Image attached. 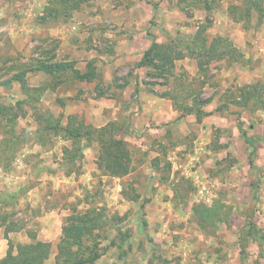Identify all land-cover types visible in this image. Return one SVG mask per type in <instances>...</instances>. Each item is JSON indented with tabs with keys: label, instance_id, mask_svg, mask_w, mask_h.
Returning <instances> with one entry per match:
<instances>
[{
	"label": "rangeland",
	"instance_id": "rangeland-1",
	"mask_svg": "<svg viewBox=\"0 0 264 264\" xmlns=\"http://www.w3.org/2000/svg\"><path fill=\"white\" fill-rule=\"evenodd\" d=\"M30 1L35 0H0V84L22 72L31 88L22 91L15 81L11 86L0 85V259L6 256L8 240L14 254L17 244L38 241L47 230L43 217L54 215L49 228L51 252L44 264H55L66 218L90 210L96 227L90 237L83 238L78 252L85 260L97 248L99 257L93 264H264V245L259 250L248 235L252 223L264 236V82L251 84L256 89L248 90L256 98L241 105L234 102L243 103L248 97L244 86L229 84L223 92L216 89L209 70L220 65L218 60L202 54L205 72H199V79H186L175 61L167 77V93L172 97L167 100L172 104H167L166 135L151 139L131 132L126 112H121L119 120L108 122L114 123L115 129L127 126L126 133L119 132L130 157L123 178L98 169L101 150L95 141L82 148L78 161L67 163L62 148H70L69 142L48 134L44 146L36 141L37 132L47 124L40 116L48 112L54 118L61 117L65 125L67 117L61 111L65 105L75 98L87 105L98 91L89 85L77 93L75 84L79 86V81L71 70L55 75L30 70L38 61L72 63L74 67V62L66 61L67 51L60 48V39L47 29L70 22L66 33L80 40L86 26L78 24L79 19L96 15L101 8L95 3L98 0L82 3L63 21L56 0H37L46 3L42 14L33 11L32 19L24 22L23 8ZM127 1L131 0H112L118 6ZM204 2L207 0H186L181 9L192 16L189 7L199 3L207 11L205 19L211 22L212 5ZM229 2L228 9L243 1ZM49 4L54 11H49L43 21ZM117 15L124 16L122 11ZM235 22L256 31L263 20L252 12L250 17ZM111 45L107 42L104 48L109 51ZM147 78L151 84L165 82L164 78ZM34 88L43 91L38 93ZM68 92L71 96L67 97ZM218 94L221 104L201 106L211 114L200 122L194 115L178 119L194 108L192 99L203 103ZM218 108L220 111H216ZM123 110L127 108L123 106ZM85 113L82 110L81 117L76 115L78 123L100 128L87 123ZM238 118L244 122L246 137L240 133ZM10 132L20 138L17 145L11 144ZM251 147L255 150L253 167L248 163ZM205 196H210V203L205 202ZM6 228L12 230L7 238Z\"/></svg>",
	"mask_w": 264,
	"mask_h": 264
},
{
	"label": "crops",
	"instance_id": "crops-1",
	"mask_svg": "<svg viewBox=\"0 0 264 264\" xmlns=\"http://www.w3.org/2000/svg\"><path fill=\"white\" fill-rule=\"evenodd\" d=\"M229 1L204 2L212 5L213 14L210 17V25L202 32L206 39L204 46L208 47L214 39L221 38L241 56L239 62L231 61L228 55L222 56L218 60L220 65L209 70L215 79L217 90L229 84L240 87L264 82V21L256 31L252 27L248 29L241 27L229 13ZM95 3L101 8L98 14L79 19L78 24L86 26L81 35L79 34L83 37L80 40L66 33L68 30L66 26L70 22L47 29L50 35L60 39V48L67 51L66 61L74 62V69L84 73L87 64H93L97 75L91 82L79 81V86L75 84V87H78L77 93L80 94V89L85 90V86L89 85H92L94 91L96 89L104 93L103 97L98 98L94 93L93 99H88V106L83 100L75 98L61 111L66 117L70 115L81 117L82 110H85L86 122L95 127H102L109 121H117L122 117L121 112H126L123 114L127 115V118L130 117L131 132L144 134L153 139L166 135L167 104L170 106L172 104L167 100V75L164 83L146 85L149 67L135 68L134 65L151 45V37L148 34H151L159 45L177 40L184 44L190 43L201 26L206 23L207 11L201 4L194 3L192 16H187L181 9L183 2L180 0H131L122 6L115 5L112 0H98ZM45 5V2L30 1L23 8L26 9L24 22L32 19L30 17L33 11L42 14ZM120 11L124 16L117 15ZM195 11L199 13L195 14ZM74 34L77 35L75 32ZM107 42L112 43L109 51L104 48ZM180 46L184 48L183 45ZM176 62L181 66V72H185L186 79L193 77L199 79L198 59L194 55L187 52L184 58ZM129 73L132 74L130 78L127 77ZM115 79L117 85L124 82H127V85L122 89L116 88ZM152 85L154 87H149ZM160 89H162L160 95H153V92ZM223 91L222 89L221 92ZM66 96L71 94L68 92ZM219 97L220 94L213 97L208 104L213 107L221 104ZM123 106L127 111L123 110ZM207 108L205 110L210 111ZM170 111L172 112L171 109ZM255 133L258 135L256 131ZM246 134L248 136V133ZM52 217L54 215L43 217V225L47 230L42 231L38 241H52L49 231L50 226H53V220L50 219ZM57 234L59 235V231Z\"/></svg>",
	"mask_w": 264,
	"mask_h": 264
},
{
	"label": "trees",
	"instance_id": "trees-1",
	"mask_svg": "<svg viewBox=\"0 0 264 264\" xmlns=\"http://www.w3.org/2000/svg\"><path fill=\"white\" fill-rule=\"evenodd\" d=\"M57 4L60 6V13L64 18H67L70 15V12L73 9L79 7L82 3H87L89 1L95 0H70L72 3L67 4L66 0H56ZM181 2L186 0H180ZM243 2L239 6L231 5L229 7V13L232 15V18L235 21H241L244 17H250L252 12L258 14L259 19L261 18L264 21V0H242ZM64 3V4H63ZM54 6L49 4L45 11V18L43 21L48 19V13L52 10ZM193 8V7H189ZM71 10V11H70ZM238 20L236 16L240 15ZM47 15V16H46ZM65 21V19L63 20ZM207 22L201 26V29L195 35V38L190 43H182L179 40L176 42H167V44H157L154 37L151 34H148L151 37L150 47L143 53L140 61L135 63V68L140 67H149L150 71L147 73V77L151 78H165L172 74V69H174V62L184 58L187 52L191 55H194L198 59L199 71L205 72L204 65L206 62L201 60L202 54H205L204 57L211 58L210 60H220L225 55H228L231 61H240V55L237 51L232 48L229 43L221 38L214 39L208 47H205L206 39L202 35L203 30H205L210 22ZM180 45H183L184 48H181ZM186 51V52H185ZM209 61V60H206ZM71 70L75 80L80 82H91L96 74L93 64L89 63L86 66V71L80 73L79 70L74 69L73 64L65 63H51L47 61H38L36 66L30 71H41L49 75H55L56 73L65 72ZM128 78L132 77V74L129 73ZM18 82L20 84L22 91H31V88H28L25 74L18 72L14 74L11 78L3 82L4 86H11L12 82ZM115 87L122 89L127 85V82L116 84V79L114 80ZM149 85V83H146ZM245 93L248 97L245 98L242 102H234L237 104H245L244 102L255 99L256 95L254 92L249 91L248 89H256V87H251L250 85L244 86ZM33 91L41 93L43 89L34 88ZM104 93L99 91L96 94V97H103ZM162 96V95H161ZM167 97L172 99L169 93ZM244 97V96H243ZM211 101V98H208L203 103L197 101V98L192 99V107L186 110L184 114L178 117V119L184 115H194L197 122H200L204 117L209 116L210 112H205L202 110L203 105L208 104ZM216 111H220L218 108ZM45 117L46 126L40 128L39 132L36 134V141L40 146L45 145V136H53L60 138L63 142H69L70 148L63 147L62 153L64 155L65 161L67 163H75L81 157V151L83 147H86L90 141H95L100 146L101 154L98 158V169L102 170L105 175L123 178L129 170L130 167V157L127 149V143L122 137H119V132L126 133L127 126L115 129L114 123H108L100 128H92L91 125H83L81 122L78 123L76 116H68L67 122L65 125L62 124L61 117L54 118L50 113L46 112V115L40 116V118ZM40 120V119H39ZM76 121V122H75ZM237 125L240 130V133L246 137L247 134L242 130L244 122L238 118ZM250 128L252 126H249ZM8 133V132H7ZM11 133V144L17 145L20 141V138L12 132ZM85 140V143L82 144V141ZM244 141L247 145L250 146V142L247 138H244ZM36 142V143H37ZM255 154L254 148L251 147V150L248 154V163L251 167L254 166L253 156ZM88 212L82 214H72L66 218L67 225L62 227V237L60 243L58 244V254L55 257V264H93L99 257L97 253L98 245L94 246L95 249L90 251V256L85 260L82 257H79V249L82 248V242L84 237H90L91 231L96 227L97 220ZM12 227V225H10ZM248 235L257 242L259 250H262L264 245V236L259 230H257L252 223H249ZM11 229H5V237L11 232ZM31 239H34V236H31ZM8 240V239H7ZM8 250L6 256L0 259V264H44L48 259L51 252V244L49 242L42 241H33L30 243L17 244L15 246V254L13 252L12 243L8 240ZM77 247V250L73 251L72 247ZM244 249L241 247L240 253L244 254Z\"/></svg>",
	"mask_w": 264,
	"mask_h": 264
},
{
	"label": "built area",
	"instance_id": "built-area-1",
	"mask_svg": "<svg viewBox=\"0 0 264 264\" xmlns=\"http://www.w3.org/2000/svg\"><path fill=\"white\" fill-rule=\"evenodd\" d=\"M203 190H204V187H203ZM210 201H211L210 196H205V202L210 203Z\"/></svg>",
	"mask_w": 264,
	"mask_h": 264
}]
</instances>
